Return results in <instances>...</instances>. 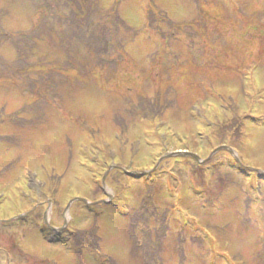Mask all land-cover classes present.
Instances as JSON below:
<instances>
[{"label":"rangeland","instance_id":"rangeland-1","mask_svg":"<svg viewBox=\"0 0 264 264\" xmlns=\"http://www.w3.org/2000/svg\"><path fill=\"white\" fill-rule=\"evenodd\" d=\"M94 1L0 0L3 34L53 27L27 71L42 50L68 77L41 108V75L0 76L4 115L29 110L0 124V264H264V0Z\"/></svg>","mask_w":264,"mask_h":264},{"label":"trees","instance_id":"trees-1","mask_svg":"<svg viewBox=\"0 0 264 264\" xmlns=\"http://www.w3.org/2000/svg\"><path fill=\"white\" fill-rule=\"evenodd\" d=\"M41 1L43 2L44 0H41ZM70 4L73 5L74 2L71 1ZM94 4L97 5L98 0H95ZM113 12L114 10L108 11V18L120 21L119 17L115 16ZM52 32H53L52 26H50L49 28H46V25H43L42 23H41V30L38 26H34L32 29H30V31L19 33L18 36L15 38L9 37L6 33H4L6 34L4 35L3 32H0V46L5 44V43L1 44V42L7 41L9 42L8 44H10L16 52V58L14 60L15 64L13 65H10L4 62L0 57V63L1 62L3 63V66H0V76L11 78L13 81L17 82L21 86V88H25L26 90H28V92L36 95L37 90L35 89V86L31 84L30 82H28L27 80H30L33 76L36 77V76L41 75V108L43 107V103H44L43 99L46 98L45 95L46 94L50 96L53 95V93H55L59 89V87L63 84V81H64L63 79L68 78L66 75L63 74L64 71H56V69L63 67V64H64L63 60L62 59L60 60L57 58L54 60H48L49 56L47 55L46 52H43L42 50H41V57L39 58V61H38V62H41V71H27L30 67L33 66V62L31 61L29 57V52H28L32 46L36 45V41H33L32 38L36 37L35 38L36 40H39L41 38V46H42V43L47 42V40L43 38V35L45 33L50 34ZM101 33H103L104 35V32H101ZM4 37L5 39H3ZM101 42L103 43L104 40L102 39ZM110 52H111V48H110ZM99 53H102L104 55L106 53L108 54L106 49L105 50L103 49V51H99ZM30 54L31 56L33 55L32 53ZM96 57L100 58L99 61L97 62L98 63L97 66L100 68V70H103L104 66L102 65L103 64L102 56L97 55ZM118 59H120V57ZM109 66L111 67V64H109ZM91 72L93 71H90V70L78 71V74L89 75V73ZM104 72L106 74V79L109 80L110 75H107V74L114 73L115 71H104ZM72 79L77 80V78L75 77H73ZM123 110L129 115V117L132 115L133 108L131 106L127 105ZM24 111H29V110H27L26 108H23L20 111L15 112L12 115L13 118L10 119V122L18 123V124L22 123L23 121L19 120L17 116L18 114H21ZM139 111H142V114L140 116H142L141 119L143 122L150 123V121H152L153 109L145 108ZM1 115H3L4 117L3 119H1ZM5 118H6V115H4L3 110H1L0 111V124L2 122H5L4 121ZM112 119H113L114 125L116 124L119 126V128L126 130L128 120L117 118L116 114L112 116ZM83 128H84L83 132L85 135H88V134L91 135L94 133V130L92 129L91 126H85ZM242 128L243 126L241 123L236 124L235 121L233 122L228 121L224 125L214 127L211 132V136L213 137L212 139H215L217 142H220V144H223L225 142H232L242 135ZM6 140L7 139L5 137L0 136V141H6ZM95 232L96 230H94L92 233H95Z\"/></svg>","mask_w":264,"mask_h":264},{"label":"water","instance_id":"water-1","mask_svg":"<svg viewBox=\"0 0 264 264\" xmlns=\"http://www.w3.org/2000/svg\"><path fill=\"white\" fill-rule=\"evenodd\" d=\"M222 149H227V148H226V147H220V148L216 149V150L213 152V154L216 153V152L219 151V150H222ZM168 156H189V157L194 158V159L197 160V161L199 160V158H198L196 155L191 154V153H187V152H184V153H172V154H169ZM104 179H105V178L102 179V182H104Z\"/></svg>","mask_w":264,"mask_h":264}]
</instances>
